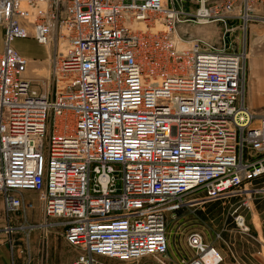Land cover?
<instances>
[{
  "label": "built area",
  "instance_id": "2783aa9c",
  "mask_svg": "<svg viewBox=\"0 0 264 264\" xmlns=\"http://www.w3.org/2000/svg\"><path fill=\"white\" fill-rule=\"evenodd\" d=\"M189 1L193 13L183 0H0L3 212H24L23 193H36L76 250L70 264H167L169 217L264 176V112L246 105L245 50L228 28L264 23V0ZM189 22L221 23V45L178 48ZM16 40L56 51L45 93ZM186 243L192 257L178 264H221L200 232ZM9 249L30 263L27 246Z\"/></svg>",
  "mask_w": 264,
  "mask_h": 264
},
{
  "label": "rangeland",
  "instance_id": "374dc122",
  "mask_svg": "<svg viewBox=\"0 0 264 264\" xmlns=\"http://www.w3.org/2000/svg\"><path fill=\"white\" fill-rule=\"evenodd\" d=\"M214 0H208V5L211 7ZM184 7L190 12H195L198 6L189 0H183ZM234 29L231 32L230 39L235 42L237 48L244 47L245 50V102L246 105L255 114L264 112V23H251L244 31L241 29L240 24L236 21L228 23V28ZM178 35L183 41H193L200 39L208 41L212 44L221 45V40L224 34V26L221 23L213 22L208 25H196L194 23H185L178 27ZM20 51L19 54L28 59L27 76L31 80L33 86L40 92L46 91V79L50 74V62L56 55V51L52 48L49 49L44 46L34 45L32 40L19 41ZM14 48V45L12 44ZM39 53L43 55V58H37L33 53ZM40 59V60H39ZM245 192L241 197L232 198L230 200L221 201L225 202V210H229L230 213L237 211L234 215L237 216L246 215L249 217L250 211L254 209V202H259L257 208L264 209V176L257 182H253L250 185L242 188ZM258 190V192H257ZM256 191V193H255ZM192 198V197H191ZM24 212L14 213L10 216V219L4 212L2 217L5 226L2 228H12V233H6V236L14 241V244L24 249L28 247L30 251V263L29 264H70L76 256V250L66 243L61 245L62 230L54 227L49 228L46 224L53 222L52 220L45 219L42 211V201L38 195L33 192L23 193ZM200 206V207H204ZM193 209V208H192ZM184 214L191 209H182ZM202 213V214H199ZM198 212V222L195 224L199 227H204L206 221L205 215L208 212L200 210ZM202 215V216H201ZM264 215V212H263ZM187 222L189 218L185 217ZM242 223V221H240ZM199 224V225H198ZM15 229V230H14ZM200 228H198L199 230ZM193 232V231H192ZM198 232V231H197ZM184 247L180 244L179 250L182 255L185 253V258L190 259L192 254L189 253L190 249L185 241ZM177 247V242L175 243ZM185 251V252H184ZM192 252V250L190 251ZM22 262L26 264L27 259ZM181 259V260H183ZM180 260V261H181ZM97 264H158V262L152 257L142 258L135 262H121L116 259L98 257L96 258Z\"/></svg>",
  "mask_w": 264,
  "mask_h": 264
},
{
  "label": "crops",
  "instance_id": "0c3cea01",
  "mask_svg": "<svg viewBox=\"0 0 264 264\" xmlns=\"http://www.w3.org/2000/svg\"><path fill=\"white\" fill-rule=\"evenodd\" d=\"M2 41L3 30L0 26V49ZM19 41L21 40H16L13 44L16 51H20ZM34 45L38 48L35 43ZM33 55L43 58V55L37 52H34ZM224 204L225 202L221 201L207 203L204 207L198 206L191 209L187 215L183 210H180L174 216L169 217L166 232L167 253L165 260L167 264H178L181 259L188 256H185L186 253L184 255L180 253L179 246L181 244L183 248L186 245V238L192 231L202 234L204 242L222 258L221 264H264V209L257 208L259 202H254L255 206L253 211H250L249 217L247 215L245 217L237 216L235 219L232 213L235 214L237 211L230 213L229 210H225ZM199 209L202 211L206 209L208 212L205 215L204 227L195 224L199 219L197 215ZM2 212L0 198V264H24L22 262L24 259L21 256L11 255L10 239L2 229L5 226ZM199 214L202 213L199 212ZM185 217L189 218L187 222ZM198 228L200 229L198 230ZM60 237L61 245H63L65 243L63 235L60 234ZM176 242L177 247H175ZM190 251L189 253L192 254Z\"/></svg>",
  "mask_w": 264,
  "mask_h": 264
},
{
  "label": "bare ground",
  "instance_id": "6f19581e",
  "mask_svg": "<svg viewBox=\"0 0 264 264\" xmlns=\"http://www.w3.org/2000/svg\"><path fill=\"white\" fill-rule=\"evenodd\" d=\"M180 26V25H179ZM178 26V27H179ZM178 27L176 28V33H175V38H176V42H177V44H178V48H182V47H189V46H191V42L192 41H183L182 39H180V36L178 35V32H177V30H178ZM48 48V47H47ZM60 51H61V53L62 52H64L65 51V46L63 45H61V47H60Z\"/></svg>",
  "mask_w": 264,
  "mask_h": 264
}]
</instances>
